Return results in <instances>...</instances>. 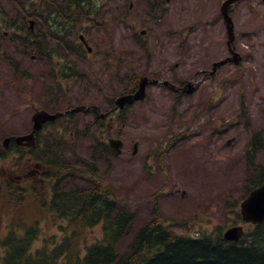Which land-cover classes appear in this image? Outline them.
<instances>
[{
    "label": "rangeland",
    "instance_id": "rangeland-1",
    "mask_svg": "<svg viewBox=\"0 0 264 264\" xmlns=\"http://www.w3.org/2000/svg\"><path fill=\"white\" fill-rule=\"evenodd\" d=\"M71 1L0 0V34L6 31L4 37H8L0 36V143L6 135L31 129L35 107L45 104L54 111L83 103L104 110L108 100L128 92L134 75L174 84L196 75L195 92L180 98L163 84L148 83L145 99L123 110L122 118L112 126L108 119L96 120L93 114L82 112L72 114L65 128L59 119L42 132L38 156L42 162L55 159L83 171H89L92 164L96 175L75 177L67 184H90L92 179L110 185L119 203L135 212L120 251L127 249L134 232L152 218L155 194L158 209L178 234L198 236L242 224L239 203L247 194L249 177L256 174L257 166L264 170L263 1L243 0L232 7L234 45L242 61L220 67L213 76L202 70L229 55L220 14L223 0H98V13L89 16L101 25L86 23L91 28L86 37L97 55L78 48L79 33L88 30H78L85 24L84 15L59 38L51 31V20L47 19L46 26L38 17L48 18L54 9L67 13ZM30 19L47 46L42 47V56L32 46L18 51L17 45L5 44L13 36L11 22L16 20L28 34ZM112 57L119 66L109 60ZM14 60L28 72L24 79L12 69ZM65 62L79 73L75 80L69 76L61 79ZM58 81L65 94L40 102L39 94L60 86ZM256 132L262 134L261 143L249 158L248 143ZM110 137L123 140L120 153L100 144ZM134 142L138 145L133 155ZM43 170V166L36 168L34 160L24 164L9 154L0 159V183L4 173L19 179L23 187L33 181L39 193ZM1 197L0 188V238L10 230V222L24 219L27 225L36 224L33 247L40 248L53 244L61 227L67 225L52 216L39 217L32 194L23 195L16 208L7 206ZM101 231L100 224L88 229L86 241L100 239Z\"/></svg>",
    "mask_w": 264,
    "mask_h": 264
},
{
    "label": "trees",
    "instance_id": "trees-1",
    "mask_svg": "<svg viewBox=\"0 0 264 264\" xmlns=\"http://www.w3.org/2000/svg\"><path fill=\"white\" fill-rule=\"evenodd\" d=\"M74 3L83 11L94 7L93 0L85 3L75 0ZM135 82L136 77L130 78L129 88L134 89ZM261 138V132L251 136L247 148L249 158ZM105 147L109 148L107 144ZM39 148L37 143L26 152L19 150L17 160L26 155L38 160ZM9 153V149L1 151L0 159H5ZM44 165L47 171L40 173L43 180L39 181V193L35 192L33 181L23 187L18 181L6 179L1 201L16 208L23 195L32 194L39 217L52 216L65 220L67 225L61 227L62 232L54 238L53 244L37 248L33 247L37 239L36 224L27 225L26 220L15 219L10 222L8 233L0 238V264H264V221L237 242L224 239L218 228L198 236L181 235L171 229L169 219L158 209L157 194L152 196V218L134 232L127 249L120 251L119 244L130 230L134 211L119 203L110 185L94 182L88 186L67 187L69 179L85 177L87 171L55 160ZM15 167L17 170L18 166ZM254 172L256 174L249 177L246 192L264 180L262 168L257 166ZM90 173L95 172L89 170ZM99 224L102 237L87 242V230Z\"/></svg>",
    "mask_w": 264,
    "mask_h": 264
},
{
    "label": "water",
    "instance_id": "water-1",
    "mask_svg": "<svg viewBox=\"0 0 264 264\" xmlns=\"http://www.w3.org/2000/svg\"><path fill=\"white\" fill-rule=\"evenodd\" d=\"M236 0H225L221 5V11L223 17L226 22V29L228 33V40L227 44L230 45L231 41L234 39L233 34V22L231 17L228 14V6L230 3ZM230 60L233 59L235 62L238 61L237 54L234 53L233 58H229ZM228 59L216 62L213 64V70L216 67L226 63ZM147 77H142L139 81L138 89L134 93L122 95L117 98L116 103L117 106L123 107L125 104H131L135 100L142 99L145 96V87L148 82ZM192 91V88L189 89V92ZM57 114H49L45 110H38L32 115L33 121V128L32 130L25 135L19 136H11L6 137L3 140V144L5 146L9 145V142L14 139L18 144H26V145H34L35 144V135L34 133L42 127V123L47 120H54ZM109 145L119 153L121 151V147L123 142L120 139H109ZM136 145V144H135ZM136 152V147L134 153ZM240 214L245 223H250L249 226L247 225H236L227 228L224 233L223 237L229 241H238L241 236L244 234V229H250L252 225L259 224L264 221V182L260 185L254 187L241 201L240 203Z\"/></svg>",
    "mask_w": 264,
    "mask_h": 264
},
{
    "label": "flooded vegetation",
    "instance_id": "flooded-vegetation-1",
    "mask_svg": "<svg viewBox=\"0 0 264 264\" xmlns=\"http://www.w3.org/2000/svg\"><path fill=\"white\" fill-rule=\"evenodd\" d=\"M68 10H69V12H67V13L58 14L57 16H55V19H54L55 26L61 27V30H65L66 29L67 22H69L68 20H72L73 19V17H72L73 14L71 13V8H70V5L69 4H68ZM63 15L65 17H63ZM83 15L85 17V14L81 12V16L78 19L82 18ZM36 16L37 15H35V17ZM38 17L40 18L41 21L43 19V22L47 26V23H46L47 18L46 17L41 18V14L38 15ZM87 20H89V19H87ZM89 28H90V25H88L86 23L83 24V25H81L80 29H78L79 31H82L84 29H88V30L85 32V34H81V33H79L80 35L78 34L79 35L78 38H80V40H82V41H86L87 40V37L86 36L88 35ZM11 29H14V30L13 31L11 30V34L10 35L20 34V36H23L25 34V32L23 31V29L21 27H19L18 24L16 23V20H13L11 22ZM37 31H39V30L34 29V32L35 33ZM48 31H50V30H48ZM28 32L29 33L32 32L31 28H28ZM4 34L6 35L7 32L4 31ZM37 35L43 36V34L40 33V32H37ZM78 47H84V46L80 42V46H78ZM38 48H39V46H37V50H38ZM85 48H87V47L80 48V50L83 53L91 54V55H97L99 53V52H95L93 50L89 51L88 49H85ZM76 52H78V50H76ZM113 64H115V66H119L120 63H113ZM176 66H178V63H175L174 64V67H176ZM60 74L62 75L61 76V79H63V77L66 78V77L69 76V77H71V78H73L75 80V78L77 77V76L74 75V72H73V69H72V64L69 63V62H68V64L65 65V67L63 68V71H60ZM84 74L86 75V77H88L87 70H86V72H84ZM82 77H84V76H82ZM118 78L120 79L119 76H118ZM150 78H154V77H151L150 76ZM136 79H137V81L134 83L135 85L138 82L139 77H137ZM166 81H169V80H166ZM178 83H180V84L175 85V88H172V86L170 84H165V86L169 90H172L174 93L181 94V92L183 91L182 89H184V87L186 86V82L181 81V82H178ZM58 85H60V86L57 87L59 89L52 88L53 90H50L49 92H47L45 90V91H43V93H40L39 96H60V95H64L65 92L63 94L61 92H59L60 91V88H61V85H62V81H58ZM65 88H66V90H69V87L66 86ZM61 91H64V90L62 89ZM108 103H110L109 104V107L107 109H105V111L102 110L99 106L95 108V107H93L94 105H92V106H90V109H82L81 111H77V112H83V113L93 114L95 119H105L104 116L103 117H99V114H101L102 112H104V113H106V115H111V116H108V119L109 120H113V118L120 119L122 117L121 114H122L123 110H121V109L120 110H114V107H115V97L112 98V99H110V100H108ZM126 108L128 109V107H126ZM71 113H73V111L72 112H67V115L66 116H69ZM48 124H50V123H47V124L43 125L44 126V129L43 130H45L48 127ZM39 135H40V132L38 131L37 134H36V138L38 140L37 143L40 146V145H42V143L39 140ZM11 145H14V144H11ZM14 146H16V145H14ZM38 166L42 167L40 164H38ZM92 175H94V174H92Z\"/></svg>",
    "mask_w": 264,
    "mask_h": 264
},
{
    "label": "bare ground",
    "instance_id": "bare-ground-1",
    "mask_svg": "<svg viewBox=\"0 0 264 264\" xmlns=\"http://www.w3.org/2000/svg\"><path fill=\"white\" fill-rule=\"evenodd\" d=\"M85 171V170H84ZM262 181V180H261ZM19 235V234H18ZM168 235V234H167ZM154 236V235H153ZM165 237V236H164ZM205 239V238H204ZM164 241V240H163ZM159 242V241H158ZM107 245V244H106ZM246 246V245H245ZM98 253V252H97ZM101 254V253H100Z\"/></svg>",
    "mask_w": 264,
    "mask_h": 264
}]
</instances>
